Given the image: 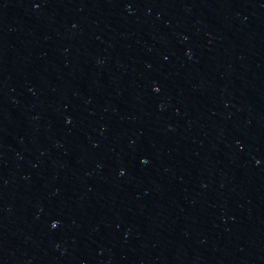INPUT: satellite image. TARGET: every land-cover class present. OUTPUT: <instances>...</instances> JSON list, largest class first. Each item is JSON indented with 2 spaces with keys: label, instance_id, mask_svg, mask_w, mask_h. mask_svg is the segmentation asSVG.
Returning <instances> with one entry per match:
<instances>
[{
  "label": "water",
  "instance_id": "95a60500",
  "mask_svg": "<svg viewBox=\"0 0 264 264\" xmlns=\"http://www.w3.org/2000/svg\"><path fill=\"white\" fill-rule=\"evenodd\" d=\"M0 264H264V0H0Z\"/></svg>",
  "mask_w": 264,
  "mask_h": 264
}]
</instances>
